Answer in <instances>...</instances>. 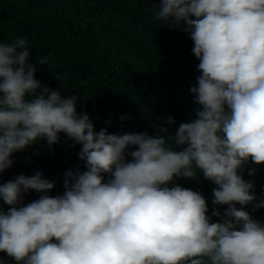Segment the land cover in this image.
Here are the masks:
<instances>
[{"label": "clouds", "instance_id": "clouds-1", "mask_svg": "<svg viewBox=\"0 0 264 264\" xmlns=\"http://www.w3.org/2000/svg\"><path fill=\"white\" fill-rule=\"evenodd\" d=\"M154 7L155 20L189 34L199 61L190 89L196 118L174 135L168 127L156 135L96 132L77 112L78 95L36 79L49 59L29 63L27 38L0 43V174L14 154L41 140L51 149L61 134L82 146L87 169L66 172L57 197L47 195L55 182L39 171L0 184L9 206L0 209V252L17 264H264V223L245 210L264 208V200L240 174L249 161L264 164V0H161ZM201 175L216 185L212 204L226 206L223 214L213 208L218 222L200 192L168 186ZM30 191L39 199L23 204Z\"/></svg>", "mask_w": 264, "mask_h": 264}, {"label": "trees", "instance_id": "trees-1", "mask_svg": "<svg viewBox=\"0 0 264 264\" xmlns=\"http://www.w3.org/2000/svg\"><path fill=\"white\" fill-rule=\"evenodd\" d=\"M160 3L161 0H0V43L27 38L31 47L29 63L35 64L37 56L49 59V65L37 67L36 79L65 97L78 95L77 112L89 116L96 132L107 129L109 134L117 135H156L158 127H168L174 135L181 123L196 118L198 106L190 89L200 75L199 61L192 53L194 44L188 33L153 18L157 11L154 5L159 8ZM169 116L175 123L165 125L163 121ZM81 147L64 134L51 149L41 140L14 154L15 163L0 174V184L21 174L31 177L39 171L55 182L47 195L61 196L65 192V173L87 170L78 157ZM253 169L254 174L249 175ZM240 174L254 182L258 201L264 200V164L249 161ZM104 179L107 182L109 176L105 174ZM175 185L200 192L207 201V215L212 222H218L212 210L218 207L223 214L226 206L212 204L216 185L203 180L202 175L193 181L174 178L168 186ZM40 195L28 192L23 204ZM8 207L0 199V209L7 212ZM245 210L264 223V208L253 211L248 206ZM0 260L17 264L3 252Z\"/></svg>", "mask_w": 264, "mask_h": 264}]
</instances>
